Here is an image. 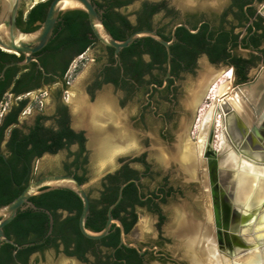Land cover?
<instances>
[{
	"label": "flooded vegetation",
	"instance_id": "flooded-vegetation-1",
	"mask_svg": "<svg viewBox=\"0 0 264 264\" xmlns=\"http://www.w3.org/2000/svg\"><path fill=\"white\" fill-rule=\"evenodd\" d=\"M92 2L103 24L114 27L120 35L127 37L138 29H152L170 41L169 61L166 47L147 36L138 38L135 51L120 50L115 55L113 48L93 41L73 55L79 41L61 42L64 22L59 18L56 25L59 24L60 35L54 34L52 45L46 44L33 53L35 60L6 66L25 58L22 53L8 52L14 57L9 56L0 70L1 82L6 85L0 99V165H9L13 187L22 189L46 174L73 175L88 196L87 218L94 226H104L108 208L125 184L120 200L111 209L112 217L122 223L125 243L130 244L120 243L119 226L112 222L110 230L118 228V245L125 248L123 258L117 262L160 264L170 260L182 264L161 249L167 240L162 225L167 219V209L194 208L197 201L212 205L203 188V167L195 166L193 172L187 168L194 117L201 110L209 88L210 80L205 78L208 73L214 77L216 69L221 68L232 70L234 82L244 71L249 80L252 67H258V72L264 68V0ZM20 11L23 1L18 14ZM83 21L89 26L87 17ZM87 37H93L92 31L87 32ZM87 52L91 53V67L86 75L73 77L76 61L85 58ZM120 142L131 147L128 154L118 157L113 169L91 178V153L96 155L95 161L106 160L109 148ZM41 163H51L53 168L37 173ZM13 172L18 174V182L14 181ZM230 187L229 181L221 182L220 189L216 186L220 210L233 206L234 188ZM51 190L33 195L37 197L35 202L47 201ZM71 193L62 191L55 201L57 205L51 207L36 206L29 200L38 210L54 212L52 220L60 229L68 217L78 214L79 218L81 212V199ZM258 206L247 205L243 213L241 209L230 210L228 217L251 215ZM29 208L33 209L24 206L19 211ZM140 213L155 219L154 238L143 241L128 238ZM250 221L251 217L246 224ZM46 235H50L49 230ZM102 238L91 239L95 242L85 253L86 261L65 252L59 231L49 241L39 239L37 243L48 246L26 257L18 253L33 242L21 246L13 240L18 246H14L8 264H39L38 257L47 250L80 264H102L110 255L109 264H113V250L103 245ZM53 240L57 247L53 246ZM95 251L102 255L100 259Z\"/></svg>",
	"mask_w": 264,
	"mask_h": 264
},
{
	"label": "bare ground",
	"instance_id": "bare-ground-1",
	"mask_svg": "<svg viewBox=\"0 0 264 264\" xmlns=\"http://www.w3.org/2000/svg\"><path fill=\"white\" fill-rule=\"evenodd\" d=\"M65 4L66 6L75 5L70 1H66ZM207 78L209 81L213 76H209L208 73L205 79ZM224 104L230 107L247 128L261 124L264 121V72L255 85L242 88L234 85L230 91L215 99L201 119L197 131L196 146L190 147L187 156L189 171L193 172L195 166H198L197 169L199 167L204 169L202 183L205 193L209 197V202H211V181L219 189L221 182L229 181L231 183L230 188H234L232 191L234 194L233 205L240 206L243 213L247 205L262 204L264 207V159H261L264 144L258 140L257 144L255 143L261 147L253 151L256 157L250 158L241 154L240 147L236 145L233 136L226 127V122L222 121L226 114L223 109ZM218 115L221 123L220 146L215 149H222L228 144L229 152L221 164L216 163V169L210 172L206 156L213 147L214 135L210 139V130L212 126H215V118ZM118 117L119 114L117 113ZM234 137L238 138L235 133ZM241 142H246V135ZM222 170H229L234 174L222 173ZM209 204L204 212V218H197L191 209L176 210L178 218L168 228V232L175 239V249L181 252L189 264H264V226H262L264 219L260 217L264 210L257 221L253 220L245 225L239 222L237 230L227 228L226 231L233 243V245H229L226 240L220 242L218 239L212 205ZM225 213L228 215L226 209ZM258 222L261 226L256 225ZM222 230L225 231V228ZM222 235L224 238L225 234Z\"/></svg>",
	"mask_w": 264,
	"mask_h": 264
},
{
	"label": "water",
	"instance_id": "water-1",
	"mask_svg": "<svg viewBox=\"0 0 264 264\" xmlns=\"http://www.w3.org/2000/svg\"><path fill=\"white\" fill-rule=\"evenodd\" d=\"M22 1L23 0H0V49L7 52L22 53L25 57L21 61H15L7 64L6 66L12 64H24L31 60H35L34 58H32L33 53L42 49L51 39L55 24L58 21L59 14L71 9H80L86 13L90 29L95 38L101 44L113 48L115 55H117L121 49L128 47L138 38L147 36L164 45L167 50L168 61L170 59V41H167L166 39L161 37L155 30L138 29L124 39L119 40L114 38L105 28L102 20L99 17L97 6L92 2V0H50L45 17L43 21L39 23L38 27L32 31H22L16 23L18 10ZM43 1L46 0H39V2ZM66 1L73 2L75 5L66 6ZM33 5L34 3L29 5V9ZM5 67L2 69L1 74H3ZM263 72L264 68L260 69L255 77H253V79L247 80L242 83H234V85L238 88H242L244 86L251 87L255 85L258 79L262 76ZM223 109L226 114L225 117L222 118V121L226 122V127L228 128L231 136H233L236 145L240 147L239 149L241 150V154L250 158L256 157L253 151L261 148L260 146L256 145L257 140L263 142L264 144V121L258 126L252 125L250 128H247L227 104L223 105ZM234 133L238 136L237 139L234 137ZM212 135H214V126H212L210 130V139H212ZM245 135L246 142H241ZM228 148V144L224 146V148L218 150L212 147L211 151L207 153L208 155L206 154L210 172L216 169V163L219 162V164H221V161H223L224 157L227 156V153L229 152ZM261 159H264V152L262 153ZM221 172L229 173L231 175L234 174L229 170H222ZM211 182L212 209L217 226L218 239L220 242L226 240L229 245H233L226 229L229 228L230 230H237L239 222H241L242 225H245L249 217L257 221L259 215L264 210V207L262 204H260L255 210H253V213H251V215H242L240 218H238L237 215H234L229 218L227 213H225V209L220 210L218 202V190L216 186H214L213 181ZM124 185L125 184H122L120 186L116 200L108 208L107 220L104 226L98 231H93L86 228L85 226L86 219L89 213L88 196L84 190L83 185L73 175L46 174L37 179H34L30 181L12 200L3 205H0V243L6 242L8 244H11L12 246H18L12 239L8 238L5 235L3 227L8 224L16 216L18 211L24 208V206H30L33 209H37V207L29 200L31 196L49 189L67 188L73 191L81 199L82 202V208L78 218V227L82 235L89 239H100L109 233L112 222H117L120 230V243L129 246L130 244L125 243V232L122 223L119 220L114 219L111 215V209L121 198V190ZM238 209L242 210L240 206L233 205L231 209H227V212H229L230 210H233V212H237ZM46 213L49 215V224L51 229L52 217L48 211H46ZM222 228H225V231H223ZM222 234H225L224 238ZM131 245L137 248V245L135 243H131Z\"/></svg>",
	"mask_w": 264,
	"mask_h": 264
},
{
	"label": "trees",
	"instance_id": "trees-1",
	"mask_svg": "<svg viewBox=\"0 0 264 264\" xmlns=\"http://www.w3.org/2000/svg\"><path fill=\"white\" fill-rule=\"evenodd\" d=\"M49 3L50 0L37 2L26 13L20 11L17 17V25L23 31H32L36 29L38 27V23L43 21ZM86 17V13L80 9L66 10L59 14L58 19L60 18L63 20L62 22H64V26L62 28V30H64V35L61 39V42L79 41V47L74 51L73 55L81 53L89 43H92L93 41H98L94 35L92 38L87 37V32L91 31V29L88 25L84 24L83 19ZM106 25L107 23L104 22L105 28L114 38L119 40L125 38V36H122L118 33L117 29L112 26ZM58 27L59 24L55 26L52 36H54V34L56 35L55 37L60 35L61 32L57 30ZM54 39V37H51L46 46L52 45L54 43ZM139 42L140 39L135 40L128 47L121 49V53L127 51H135L138 47ZM55 46L56 45H53L51 47ZM9 56L14 57L13 54H10L0 49V70L4 62L8 60L7 58ZM245 73V71L241 73L238 80H236L235 84L242 83L248 80ZM5 87L6 85L3 84L0 79V99L3 95ZM9 168V165L7 164H2V166L0 165V205H3L12 200L15 196L20 193L22 189L13 187V180H11ZM13 179L16 182L19 181V176L16 172H13ZM64 190H68L71 192V190L67 188H54L47 194V201L41 199L42 202L37 203L35 202V199L37 198L36 196H31L29 199L33 200L35 202L34 204H37L36 206H38V204L44 205L46 207L55 206L57 205V203L55 202L56 199L58 198L59 194ZM51 214L53 215V217L55 216L54 212H52ZM77 219L78 214L68 217L58 227L60 229H57L56 222L52 220V225L50 229L49 215L46 212H43L42 210H33L29 208L27 210L19 211L16 216L3 227V230L8 238L14 240L17 244L21 246L25 243L33 242L32 244L24 247L22 250L19 251L18 255L22 253L24 257H26L28 253L33 252L35 250L44 249L48 245H46V243H37V241L43 238L48 240L51 235L59 231L62 233V242L65 247V252L69 255H76L79 259L86 261L85 253L93 247V243L95 242V240L88 239L81 234L78 228ZM85 226L86 228L93 231H98L102 228V226H94L89 217L87 218ZM48 230L50 232V235H46ZM127 230L128 228L126 227L125 231ZM101 240L104 241V246L109 247L113 250L112 256L115 258L113 264H121V262H117V260H121L123 258L125 248L123 245H118V228H116L115 231L110 230L109 234L104 236ZM52 244L53 246L57 247V244H55L54 240L52 241ZM71 245L72 249H69ZM14 249V246L6 242H2V244H0V264L9 263V261L12 259L11 253ZM94 253L98 255V259L101 258L102 255L99 256V252L95 251ZM109 257L111 256H106V259L103 261L102 264H109ZM98 263L100 262L98 261Z\"/></svg>",
	"mask_w": 264,
	"mask_h": 264
},
{
	"label": "rangeland",
	"instance_id": "rangeland-1",
	"mask_svg": "<svg viewBox=\"0 0 264 264\" xmlns=\"http://www.w3.org/2000/svg\"><path fill=\"white\" fill-rule=\"evenodd\" d=\"M35 2H39V0H23V12L25 13L29 9V5L36 4ZM91 57V53L87 52L85 55V58L78 59L76 61L77 66L75 70L72 73L73 77H81L86 75V72H88L89 68L91 67V61L89 60ZM217 73H215L214 77L210 80L208 84V92L207 96L204 98L202 104L200 105V111L197 113V115L194 117L193 122V134L190 135V142L191 147L196 146L197 142V131L199 124L201 122V119L204 115V113L212 106L215 99L219 97L221 94H224L228 91H230V88H234L233 82H234V75H232L231 69L222 70L221 68H217ZM229 73H231L229 75ZM258 73V67H252L249 72V80L253 79L255 75ZM235 83V82H234ZM8 100V96L6 98ZM214 122V138H213V144L212 146L214 148H219L220 146V130H221V123H220V116L218 115L215 118ZM131 147H126L121 142L113 144L108 152L106 153V157H109L106 160H94L95 156L94 153H91V163H90V169H91V178L96 177L98 174L103 172L107 169H113L117 165V158L120 156H125L128 154ZM53 168V165L51 163H41L38 164L37 173L42 170H47ZM208 196V195H207ZM193 200L197 201V196H192ZM209 199V197H208ZM204 201H197L196 207H191L189 209L193 210L195 213V216L197 218H204L205 211L209 205H205L203 203ZM198 210H196V209ZM205 208V209H204ZM203 212V213H202ZM167 219L162 225V231L164 236L167 238L161 245V249L166 252L171 258L174 259V261L182 263V264H189L187 259L184 258L179 250L175 249V239L172 237L168 231V228L171 226L173 222H175L178 218L176 215V210L173 208L166 210ZM264 219V212L260 215ZM173 221V222H172ZM155 219L146 214V213H140L138 222L134 229L131 231V233L128 235V238H132L138 241L148 240L151 238H154L156 235V228H155ZM172 222V223H171ZM257 226H259V222L256 223ZM169 226V227H168ZM261 226V225H260ZM264 226V224L262 225ZM37 261L39 264H80L76 262L75 260L65 258L61 253L54 254L52 250H47L44 252L42 256H39ZM160 264H175L174 262L168 260V261H162Z\"/></svg>",
	"mask_w": 264,
	"mask_h": 264
},
{
	"label": "snow or ice",
	"instance_id": "snow-or-ice-1",
	"mask_svg": "<svg viewBox=\"0 0 264 264\" xmlns=\"http://www.w3.org/2000/svg\"><path fill=\"white\" fill-rule=\"evenodd\" d=\"M231 73H229V75H230Z\"/></svg>",
	"mask_w": 264,
	"mask_h": 264
},
{
	"label": "built area",
	"instance_id": "built-area-1",
	"mask_svg": "<svg viewBox=\"0 0 264 264\" xmlns=\"http://www.w3.org/2000/svg\"><path fill=\"white\" fill-rule=\"evenodd\" d=\"M81 56V55H80Z\"/></svg>",
	"mask_w": 264,
	"mask_h": 264
}]
</instances>
